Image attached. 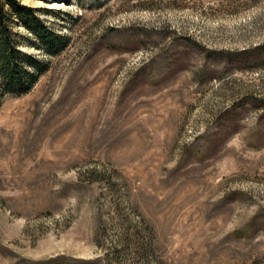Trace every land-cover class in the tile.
<instances>
[{
  "label": "rangeland",
  "instance_id": "rangeland-1",
  "mask_svg": "<svg viewBox=\"0 0 264 264\" xmlns=\"http://www.w3.org/2000/svg\"><path fill=\"white\" fill-rule=\"evenodd\" d=\"M17 2L0 264H264V0Z\"/></svg>",
  "mask_w": 264,
  "mask_h": 264
},
{
  "label": "trees",
  "instance_id": "trees-1",
  "mask_svg": "<svg viewBox=\"0 0 264 264\" xmlns=\"http://www.w3.org/2000/svg\"><path fill=\"white\" fill-rule=\"evenodd\" d=\"M3 1L7 3L11 13L8 15L4 13L3 3L2 0H0V105L1 95L19 97L27 94L36 81L37 76H35V72L41 74L44 71L34 58L18 50L13 40L14 33L11 28L12 23L7 18L12 15H26L30 19H33V25L28 23V20L23 21L22 25L30 34L34 35L41 42L43 52L49 56L56 55L60 51L63 42L62 37L47 33L46 28H43L44 33H46L45 37L37 32L34 26L39 23V20L33 17L32 9L20 5L17 0ZM21 61L27 64L34 72L23 76L18 75L16 72L18 68L16 67H19ZM13 63L17 65L14 68L12 67Z\"/></svg>",
  "mask_w": 264,
  "mask_h": 264
}]
</instances>
